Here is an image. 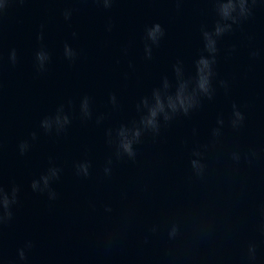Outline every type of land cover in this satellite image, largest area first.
Segmentation results:
<instances>
[{"label": "water", "instance_id": "1", "mask_svg": "<svg viewBox=\"0 0 264 264\" xmlns=\"http://www.w3.org/2000/svg\"><path fill=\"white\" fill-rule=\"evenodd\" d=\"M0 4V189L17 190L0 264H264V0L235 21L219 0ZM181 84L187 112L167 107ZM122 128L141 130L134 157Z\"/></svg>", "mask_w": 264, "mask_h": 264}, {"label": "clouds", "instance_id": "2", "mask_svg": "<svg viewBox=\"0 0 264 264\" xmlns=\"http://www.w3.org/2000/svg\"><path fill=\"white\" fill-rule=\"evenodd\" d=\"M105 7L111 6V0H103ZM247 0H219V13L225 20L231 19L233 21L236 20V17L232 15L233 12L237 10V7L239 8V14L240 15H246L248 12V9L246 7ZM4 5L0 4V8H3ZM66 13V17H67ZM225 27H231V25H227ZM225 27H222L220 24H217L215 28V34L219 35L224 30ZM163 28L159 23H155L151 27L147 29V38L151 40L153 43H157L159 41V38L163 36ZM205 39H206V48L209 52L214 53L216 51L215 48V40L212 37L211 33L205 32L204 33ZM146 49L149 51L150 54V48ZM66 54L71 55V50L68 48V46H65ZM47 58L46 53L44 52H38L37 53V59L41 62V67L43 66V61ZM12 60L15 62V51L13 50L12 53ZM214 62V57L213 61ZM210 61L209 59L205 57H201L200 60L197 62L198 64V80H197V88L200 91L208 92L209 86H210V80L209 77L211 75V67H210ZM155 96V103L151 106L147 105V101H145V106L148 107V114L142 118V124L146 128H151L154 131H158L159 125L157 121V117L159 114L163 113L164 119L168 120L170 119L169 113L165 110V102L161 98V95L159 92L154 93ZM193 97L191 95H185V85L181 84L179 90L177 91L175 97L168 96L167 97V107L172 109L173 111H176L178 108L182 109L184 112L188 111V108L192 104ZM235 108V105L233 106ZM235 116L239 119H243L242 113L239 111L235 112ZM132 138H129L128 136V130L127 129H121L119 132V135L121 137L120 140V147L122 148L123 152L127 153L128 156L134 157L135 152L133 150L132 144L134 139H138L141 135V130L139 128L131 130ZM195 161H193V164L195 165ZM87 174V165L81 166ZM105 171H109L108 169H105ZM48 177H43L45 185L48 183ZM33 189L37 187V182H33L32 184ZM16 189L14 188L12 191V196L9 198L7 193H4L2 189H0V207L3 209V213L0 214V222H2L5 219L11 218V211H10V205L15 202L16 199ZM176 228L173 227L172 231L170 232L171 236H175L176 234ZM28 247H31V243L28 244ZM19 256L23 260L25 259V252L23 249L19 251Z\"/></svg>", "mask_w": 264, "mask_h": 264}]
</instances>
